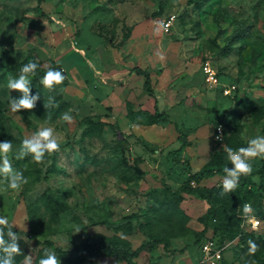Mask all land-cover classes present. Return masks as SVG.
Listing matches in <instances>:
<instances>
[{
	"label": "rangeland",
	"instance_id": "obj_1",
	"mask_svg": "<svg viewBox=\"0 0 264 264\" xmlns=\"http://www.w3.org/2000/svg\"><path fill=\"white\" fill-rule=\"evenodd\" d=\"M38 5L39 0H0V133L14 138L9 159L28 181L19 191L0 192V216L29 245L32 262L42 249L52 250L46 243L71 251L102 234L137 248L189 228L174 239L175 248H146L135 264H198L200 246L192 231L203 229L210 204L187 193L180 200L174 193L186 183L213 189L223 177L190 181L186 165L169 152L180 146L181 129L189 141L183 157L198 170L227 147V139L238 148L264 136V0H43L47 17ZM28 54L66 71L68 82L52 94H60L66 105L54 117L43 116L38 100L31 111L9 108V98L22 94L7 88L8 79L16 77L2 76ZM137 64L151 69L170 122L149 125L130 118L129 106L143 109L138 103L143 100L131 94L119 105L111 102V77H124ZM206 64L217 72L215 83L207 82ZM30 79L31 95L42 93L49 103L50 93ZM134 81L127 90L136 93L140 84ZM69 109L73 123L61 122ZM220 125L223 142L216 138ZM43 127L54 129L60 150L41 164L30 156L17 160L22 140ZM250 163L258 180L264 158ZM258 210L264 213V204ZM240 228L226 242L221 264H264V233ZM249 240L259 245L254 256L246 255ZM181 248L188 251L180 253ZM55 253L61 264H127L83 250Z\"/></svg>",
	"mask_w": 264,
	"mask_h": 264
},
{
	"label": "trees",
	"instance_id": "obj_2",
	"mask_svg": "<svg viewBox=\"0 0 264 264\" xmlns=\"http://www.w3.org/2000/svg\"><path fill=\"white\" fill-rule=\"evenodd\" d=\"M42 1L43 0H39L38 12L42 16L47 17L42 8L40 7V3ZM160 9H163L162 4H160ZM30 61L36 62L39 65L36 71V75L34 77H31L36 82L40 81V79L43 77L48 68L62 71L66 77V71L63 70L59 63L52 62L50 65L45 66L42 65L39 61H37L32 54H28L21 63L11 66L8 69V72L3 74L2 78L5 79L7 75L17 78L21 67ZM131 71L145 78L143 84L144 90L148 95L155 98V87L152 82L150 72L141 67H134L131 69ZM65 82H68L67 78H65ZM49 93V96L53 97L52 94L54 93V91ZM39 94L40 99L37 102L38 108L45 117L56 116L61 110H63L66 105L64 101H61V95L57 93L55 97H53L51 106L45 108L44 104H48L46 102L48 99H45L42 93ZM2 105V99L0 97V114ZM41 108H43V110H41ZM128 114L130 118L144 120L145 122H147L146 124L149 125L157 124L159 122H170L169 115L165 111L159 109L157 100L155 105V111L153 113L147 110L136 111L133 109V107L129 106ZM178 130H180L179 141L181 142V144L178 148L173 149L169 152V157H173V159L178 165H186L185 170L186 174L188 175V180L199 183L202 180L212 179L215 176L224 177L225 174L223 172V168L226 166L232 168L230 161L227 159V153L223 150V148H221L220 150L216 151V153H214L211 160L207 164H205L198 170H192L188 161L185 160L183 157V154L185 153L186 148L189 145V141L186 135L181 132V129ZM5 140L12 141L14 140V138L10 134L0 133V141L3 142ZM227 143V147L232 148L233 150L241 148H234L233 145L229 143L228 139ZM259 173L260 174L258 180L255 178L253 172L247 177L242 176L240 179L239 188L235 192L229 193L223 197H221L220 195L222 191V184L219 187H215L213 189H203L201 187H192L189 183H186L179 193H174L175 196L177 195L180 198V200L182 198V194L187 193L199 199L205 200L210 204L208 211L205 213L204 217L201 218V222L204 224V228L201 231H192V233L198 239L199 246L202 241L206 238V233L210 229H212L214 238L220 244H225L228 240H230V238L237 236L240 233V230H242L240 227H242L244 215L243 205L246 202H251L252 204L256 203V206L254 207L255 214L261 218H264L263 211L258 210L263 207L264 200V167L259 171ZM185 216L186 218L189 217L188 215ZM219 217L221 218V221ZM233 227H235V229H233ZM260 230V232L264 233V228ZM6 231L7 229H5V232ZM13 231L16 233L18 232L17 228L14 225ZM188 232H190V229L186 228V231L184 233L172 235L167 241H164L162 239L145 240L137 248H133L130 241L125 238H120L118 239L119 241H114L102 234H95L89 237L86 241L76 245L71 251L60 249L58 247H55L51 243H46V245L50 247L53 251L57 252L61 257L65 256L69 252L76 253L83 250L85 254L87 253L92 258L112 256L116 259L117 262L135 264L136 260L140 257L141 253L146 248H148L149 250H154L158 248L159 244H164L166 248H169L175 238L184 236ZM250 234L256 235L257 233ZM5 238L7 239V237ZM19 244L21 254L15 257L14 264H24L25 256H28L31 251L29 245H27L24 239L20 238ZM45 249L48 248H44L40 251L37 257L33 260V264H38V261L43 258Z\"/></svg>",
	"mask_w": 264,
	"mask_h": 264
},
{
	"label": "clouds",
	"instance_id": "obj_3",
	"mask_svg": "<svg viewBox=\"0 0 264 264\" xmlns=\"http://www.w3.org/2000/svg\"><path fill=\"white\" fill-rule=\"evenodd\" d=\"M38 67V63L30 61L21 67L17 78L8 79L7 88L22 94L19 99L9 98L8 105L13 113H17L22 109L31 111L35 108L37 100L40 99L39 93L31 95L30 77L36 75ZM65 78L62 71L48 68L39 82L45 90L52 92L57 86L63 84ZM51 102L52 98L49 97V103L44 105L45 108L50 107ZM71 111L69 109L63 112L59 120L68 124L73 123L74 117L70 114ZM217 139L219 140L221 137L217 136ZM12 149L13 145L11 141L5 140L0 142V192H7L8 190L19 191L24 184L28 183L23 172L14 169L12 166L9 159ZM59 150L60 143L55 136L54 129L52 127H43L34 132L30 137L22 140L15 158L23 160L30 156L33 162L41 164L44 162L45 155L51 156ZM223 150L227 153V159L233 167L229 168L226 166L223 168L225 175L222 179L221 197L235 192L240 186L242 176L247 177L252 174L253 168L250 163L252 159L257 157L264 158V136L250 139L247 147L233 150L224 145ZM252 212L251 204L246 203L243 205L245 217H250ZM251 218L254 219V217ZM259 223L260 221L255 220L253 228H256ZM5 229H7L6 232ZM19 241L20 236L13 231V224L9 223L6 216H0V264H14L15 257L21 254ZM247 244L246 255L254 256L259 249V245L252 240L247 241ZM24 264H33L30 255L25 256ZM38 264H61V261L55 251L45 249L44 256L38 261Z\"/></svg>",
	"mask_w": 264,
	"mask_h": 264
},
{
	"label": "built area",
	"instance_id": "obj_4",
	"mask_svg": "<svg viewBox=\"0 0 264 264\" xmlns=\"http://www.w3.org/2000/svg\"><path fill=\"white\" fill-rule=\"evenodd\" d=\"M173 19L174 17H170V19L167 22H165L166 30H169V27L171 26ZM203 69H204V74L206 75L207 82L215 83L217 81L216 70L213 69V67L208 64H206L203 67ZM226 92H230V89H228ZM217 136H220L221 139L219 140L223 142L224 131L222 125L218 126L216 129V138ZM246 203L251 204L253 212L251 213L250 217H245L243 215L242 228L244 229L250 228L251 230H256V231L263 229L264 218H261L255 214V209L251 202H246ZM251 217H254V219H252ZM255 220L260 221V223L256 228H253V224ZM226 247H227L226 243L220 244L214 238L212 229L208 230L206 233V238L200 244V259L198 264H221L224 259Z\"/></svg>",
	"mask_w": 264,
	"mask_h": 264
},
{
	"label": "crops",
	"instance_id": "obj_5",
	"mask_svg": "<svg viewBox=\"0 0 264 264\" xmlns=\"http://www.w3.org/2000/svg\"><path fill=\"white\" fill-rule=\"evenodd\" d=\"M134 67H141L143 69L148 70L150 72L151 78L153 77L151 69L144 68V66H142L141 64H137V65L132 66L127 74L122 73V74H125L124 77L121 74L117 75V77H114V78L111 77V80H112L111 90H110L111 95H112L111 96V102L113 100L117 105H119L120 101L122 102L124 100L123 99L124 98V94L126 96H129V94H131L132 96L135 97L136 100H138V101L141 100V99L143 100V102H138V103L142 104V108L143 109H138V110H147V111L153 113L155 111L156 100L158 101L159 109L162 110L160 108V102L157 99V96L154 98V97L148 95L146 93V91L144 90L143 84H144L145 78L143 76H140V75L136 74L135 72L131 71V69L134 68ZM136 79L138 80L137 82L140 84V88L136 89V93L133 90L128 91L127 89H131L132 88V84L135 83L134 80H136ZM152 82H153V79H152ZM153 84H154V82H153ZM154 87H155V85H154ZM149 105H150L151 108L149 107ZM151 109H154V111L151 110ZM138 110H136V111H138ZM162 111H164V110H162ZM263 204H264V200H263ZM177 244H179L178 239L173 240L172 241V245H173L172 248H175L174 246L177 245ZM182 250H183V252H182ZM186 251H188V249L181 248L180 253H184ZM121 263H123V262H121Z\"/></svg>",
	"mask_w": 264,
	"mask_h": 264
},
{
	"label": "water",
	"instance_id": "obj_6",
	"mask_svg": "<svg viewBox=\"0 0 264 264\" xmlns=\"http://www.w3.org/2000/svg\"><path fill=\"white\" fill-rule=\"evenodd\" d=\"M136 168V171H137V173H142V170L140 169V167H135Z\"/></svg>",
	"mask_w": 264,
	"mask_h": 264
}]
</instances>
